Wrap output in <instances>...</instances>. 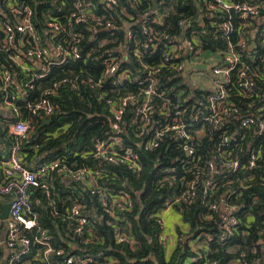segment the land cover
Instances as JSON below:
<instances>
[{
    "label": "built area",
    "instance_id": "2783aa9c",
    "mask_svg": "<svg viewBox=\"0 0 264 264\" xmlns=\"http://www.w3.org/2000/svg\"><path fill=\"white\" fill-rule=\"evenodd\" d=\"M43 1L57 6L59 12L56 17L46 16L41 30L34 7L28 0H0V51L27 73L30 80L25 84L29 87L45 78L52 67L64 66L70 60L90 59L92 66L85 68L86 77L82 81L94 91L99 102L106 104L109 130L105 137L94 142L91 154L97 161L92 165L78 167L77 163L58 157L35 161L29 167L22 154V144L34 133V119L50 118L55 113L56 105L49 96L57 94L61 85L69 84L78 89L81 82L78 77L58 80L53 88L44 91L45 96L29 100L28 96L13 89V83L17 84L16 76L0 60V111L8 113L9 134L15 138L9 155L0 160V264H18L23 256L31 254L34 243L44 247L43 255H34L39 261L55 254L62 259H55L51 264H118V259L103 249L72 254L56 248L34 211L32 190L39 189L48 197L53 214L70 230L62 237L63 242L74 247L101 245L106 236L95 232L86 207L78 202L70 208L59 209L54 195L59 182L67 186L80 184L85 192L90 189L92 194H97L111 215L115 214L118 200L123 203L122 209L131 208V195L123 189L118 188L117 191L112 188L111 177L104 167L105 164L123 163L132 172H141L142 158L126 144V129H131L143 139L145 150H157L166 144V158L173 163L182 161V166L201 161L204 156L197 155L202 148L201 140L209 130H221L218 148L214 147L206 154V157L210 156L207 161L211 176L201 178L200 167L195 165L196 178L181 184L183 189L172 203L168 202L169 209L196 197L201 185L206 187L204 196L210 189L214 190V180L220 172L240 169V153L244 150L242 146L235 145L237 137L246 131H254L255 136L264 135V53L246 59L247 52L252 54L258 48L264 51V0H207L203 4L197 21L205 29L213 28L225 36L230 35L236 31L234 15L238 14L241 19L239 32L242 35L238 43H230L220 58L207 54L200 46L201 38L192 29L194 21H180V32H175L171 26L167 31L154 30L153 23H164L168 15L160 9L164 0L157 1L156 9L153 3L148 11L138 8L143 0H129L140 14L137 19L128 11V6L122 7L118 17L126 21V28L120 41L100 34L104 31H110L112 35L116 33L119 20L113 11L121 7V0H71V8H67L63 0ZM222 13H228L229 18L222 19ZM139 32L147 35L146 41H141ZM253 41L257 45L254 49L251 48ZM92 44L93 47L88 49L87 45ZM157 50H161V61L145 63L142 60L145 54ZM132 58L139 60L135 69L127 66ZM258 58L259 66L255 64ZM201 64L207 68H198ZM159 72H165L161 78ZM128 82L139 84L140 91L122 95V89ZM23 108L29 111V116L23 113ZM254 140L252 138L248 150L250 167L262 157V150L252 143ZM163 173L162 185L168 183L173 187L182 179L175 165L164 166ZM126 184L128 182L122 181L119 186ZM232 193L234 191L223 197L221 203L214 202L209 206L219 214L223 238L233 234L239 223L233 214L236 205L228 202ZM6 203L9 204V212L4 220L2 211ZM159 222L164 228L162 217ZM4 229L6 236L1 238ZM34 230L33 239L26 235ZM112 233L116 243L134 247L130 232L114 225ZM213 239L212 235L206 237L208 241ZM193 240L191 249L195 254L190 258L191 262L204 259L208 251L200 238ZM162 241L165 244L164 234ZM5 250L9 255L4 261ZM26 260V264L30 263ZM253 260V264L260 263L258 258ZM237 261L239 264L251 262L247 260L246 253H242ZM234 263L238 264L236 260ZM204 264L218 263L205 261Z\"/></svg>",
    "mask_w": 264,
    "mask_h": 264
},
{
    "label": "trees",
    "instance_id": "16d2710c",
    "mask_svg": "<svg viewBox=\"0 0 264 264\" xmlns=\"http://www.w3.org/2000/svg\"><path fill=\"white\" fill-rule=\"evenodd\" d=\"M34 7L37 16V25L42 30L46 16H58V8L55 5L44 2L43 0H28ZM155 0H143V4L138 7L142 11H148L153 7ZM160 2V0H157ZM207 0H164L160 6L162 13H167L164 23H153L156 32L167 31L168 27H174L175 32H180L179 22L188 20L194 25L192 29L199 30L197 33L201 38L200 46L207 54H215L218 58L222 57L228 49L230 43L237 44L241 35L239 32L240 17L234 15L233 23L236 27L230 35H223L221 31H215L213 28L200 25L197 21L198 11L204 6ZM67 8H71V0H63ZM121 7L113 11L114 15L120 16V10L128 6V11L137 16L140 14L139 9H134L129 0H121ZM222 19H228V13H222ZM117 29L115 34L110 31H104L101 36L109 35L112 40L123 39L125 33V22L118 17ZM217 21H220L217 19ZM129 22V20L127 21ZM207 26V23H206ZM139 29V27H136ZM230 37V39H229ZM141 41L147 40V35L139 32ZM94 44L87 45L91 49ZM261 48L252 54L247 52L246 59L250 60L251 56H260L264 51ZM160 51L157 50L152 54H145L143 61L145 63H155L161 61ZM133 59V58H132ZM7 68L16 76L17 84L13 83V89L19 94L28 96L29 100L45 96L44 91L53 88L54 83L58 80L78 77L81 85L78 89L72 88L69 84L61 85L57 94L50 95L52 102L56 105V110L51 115L49 124H42V120L35 118L32 129L35 134L25 140L22 144V154L27 164L38 161L51 160L58 157H65L70 162L77 163L78 167L92 165L97 161L91 154L96 139L103 138L109 130V118L107 115L106 104L99 102L94 91L85 85L82 81L85 79V68L91 67L92 61L78 60L72 61L61 67H52L50 73L43 79L37 80L33 87H29L27 81L30 77L20 67L6 55L0 58ZM139 60H131L127 66L135 69L139 66ZM260 65L258 58L255 63ZM164 67L161 68L163 71ZM167 70V68H165ZM165 72H159V77ZM141 86L136 82H128L122 89V95L131 91H140ZM201 93V91H198ZM21 105L23 101L19 102ZM29 111L23 108V113ZM9 118L0 111V160L9 155L14 137L9 134ZM59 132L58 135L55 133ZM221 130H209L207 136L202 140V148L198 150V156L202 157L195 165L200 167L201 178L211 176L208 170L207 161L210 156L206 157L208 150L219 146ZM126 144L132 146L142 158L143 168L140 173L132 172L126 164H105L104 167L111 177L112 188L118 191L123 189L132 197L133 205L131 208L122 209V201L115 203V214L111 215L106 206L102 204L99 196L95 193L85 192L82 185L67 186L59 182L56 186V200L59 209H67L76 203H82L93 221L95 232H102L106 240L101 245H79L74 247L63 242L62 237L70 231L63 221L55 216L49 204L48 197L39 189L32 190V205L37 214L38 220L46 229L53 245L56 248H63L67 253L86 254L98 249H103L107 254L117 258L118 264H204L205 261L217 262L218 264H239L237 259L242 253H246L247 260L250 264L254 263L253 259L258 258L260 263L264 264V135L255 136L254 131H246L244 135H239L235 145L243 147L240 153L242 166L237 171L228 170L220 172L215 177L216 186L210 189L204 196V186L201 185L196 197L175 204L174 209L178 210L183 220L190 225L189 235L182 237L179 234L178 245L171 256L166 255L165 247L162 241L164 228L161 227L159 218L161 211L168 207V202H173L183 189L182 183H186L194 178L195 165L187 163L182 166V161H170L166 158L167 146L163 144L157 150H145L142 146V138L137 137L131 129H126L124 134ZM210 137H213L210 140ZM146 138V137H145ZM252 138L255 140L253 145L262 150V157L256 161L255 166H249L250 152L249 145ZM199 143V141H198ZM195 160V158H191ZM36 161V162H38ZM191 161V162H192ZM168 165H175L179 169L178 176L182 179L173 187L168 183L162 185L161 179L162 168ZM187 168V169H185ZM193 168V170H192ZM178 178V180H179ZM128 182V185L119 186L122 182ZM161 181V182H160ZM229 181L232 184H229ZM202 184V182H200ZM214 183V184H215ZM116 191V192H117ZM231 191L230 204L236 205L234 215L238 218L239 223L231 235L223 238L220 229L219 214L214 213L209 206L212 203H221L223 197H227ZM113 190L111 195H113ZM88 193V194H87ZM92 194V195H91ZM116 195V193H115ZM38 200L40 202H38ZM111 200V199H109ZM212 217V218H210ZM114 222V224H112ZM120 226L124 231L130 232L134 239V247L129 244H119L114 240L112 228ZM112 227V228H111ZM36 231H28L26 235L34 238ZM208 235L213 236L212 241L206 240ZM200 238L204 246L208 248L204 259L191 262L190 258L195 254L191 249L190 240ZM256 249V252H253ZM44 247L34 243L32 252L23 256L18 264H51L55 259H62L57 255H52L49 259L39 261L34 255H43Z\"/></svg>",
    "mask_w": 264,
    "mask_h": 264
},
{
    "label": "crops",
    "instance_id": "0c3cea01",
    "mask_svg": "<svg viewBox=\"0 0 264 264\" xmlns=\"http://www.w3.org/2000/svg\"><path fill=\"white\" fill-rule=\"evenodd\" d=\"M30 62L34 65L32 61ZM2 113L5 114L6 117L8 116L7 112H2ZM161 217L164 219L165 222L164 236L166 238V241L164 247H165L166 255L171 256L178 245L179 234L182 233L181 235L182 237H184L185 235L186 236L189 235L190 225L183 220L181 213L174 208L163 209L161 211ZM5 236H6V230L4 229L1 232V238ZM190 241H191L190 244L193 245L194 240L191 239ZM8 255H9V251L5 250L4 261L5 259L7 260ZM4 264H6V262H4Z\"/></svg>",
    "mask_w": 264,
    "mask_h": 264
},
{
    "label": "water",
    "instance_id": "95a60500",
    "mask_svg": "<svg viewBox=\"0 0 264 264\" xmlns=\"http://www.w3.org/2000/svg\"><path fill=\"white\" fill-rule=\"evenodd\" d=\"M156 7H157V0H155L154 1V9H156ZM256 42L255 41H253L252 42V45H251V48L252 49H254V48H256ZM0 56L1 57H3L4 56V53H2L1 51H0ZM198 68H201V69H205V68H207L206 67V65H198L197 66ZM51 122V118H44L43 119V121H42V124L43 125H45V124H49ZM33 134H35V133H33ZM8 212H9V204H4V206H3V211H2V218L4 219V220H6L7 219V217H8Z\"/></svg>",
    "mask_w": 264,
    "mask_h": 264
},
{
    "label": "rangeland",
    "instance_id": "374dc122",
    "mask_svg": "<svg viewBox=\"0 0 264 264\" xmlns=\"http://www.w3.org/2000/svg\"><path fill=\"white\" fill-rule=\"evenodd\" d=\"M197 33H200V31L198 30Z\"/></svg>",
    "mask_w": 264,
    "mask_h": 264
}]
</instances>
